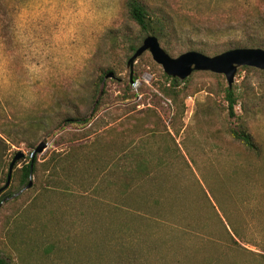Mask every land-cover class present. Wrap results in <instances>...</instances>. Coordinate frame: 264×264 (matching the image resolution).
<instances>
[{
	"label": "rangeland",
	"instance_id": "374dc122",
	"mask_svg": "<svg viewBox=\"0 0 264 264\" xmlns=\"http://www.w3.org/2000/svg\"><path fill=\"white\" fill-rule=\"evenodd\" d=\"M126 1L0 0V133L24 153L17 168L48 142L33 185L2 204L0 252L12 264H264V70L239 67L231 88L194 71L174 87L145 51L131 83V46L154 33ZM141 1L165 17L173 57L264 40V21L252 26L264 0ZM240 122L259 152L231 134ZM67 152L66 172L55 159Z\"/></svg>",
	"mask_w": 264,
	"mask_h": 264
},
{
	"label": "water",
	"instance_id": "95a60500",
	"mask_svg": "<svg viewBox=\"0 0 264 264\" xmlns=\"http://www.w3.org/2000/svg\"><path fill=\"white\" fill-rule=\"evenodd\" d=\"M145 51H149L155 62L160 64L165 73L171 77H177L181 80H185L194 71H212L224 74L230 88L234 83L235 75L239 67L249 66L264 70V48L262 47H236L213 56L207 55L198 50H189L173 57L162 47L158 36L155 34H149L143 39L142 43L128 59L127 64L131 67V80L134 63L136 59ZM113 76L114 72L110 71L105 75V78ZM47 145V140H42L30 153L32 160L36 155L42 153L46 149ZM23 155L24 153L22 152H17L14 155L9 164L7 182L4 187L0 189V192L10 185L14 167ZM32 167L33 163H31L28 183L15 192L11 197L4 198L0 202V207L6 201L19 196L23 191L29 189L33 185Z\"/></svg>",
	"mask_w": 264,
	"mask_h": 264
},
{
	"label": "trees",
	"instance_id": "16d2710c",
	"mask_svg": "<svg viewBox=\"0 0 264 264\" xmlns=\"http://www.w3.org/2000/svg\"><path fill=\"white\" fill-rule=\"evenodd\" d=\"M126 4H127V9L129 11L130 18L140 26L141 30L154 33L158 35V37L161 39L165 38V36L169 32L166 26L165 17H163L157 11L151 12L141 0H127ZM263 21H264V16L257 17V19L253 21L252 26L256 29H259V27L262 26ZM262 36L263 35H260L259 37H254L253 39H250L247 42V45L251 47H264V40L261 39ZM131 48L133 51L137 49L134 45H132ZM246 68H251V67L249 66L242 67V69H246ZM107 73L104 72L103 74L99 76V84H98L97 91L99 90L100 84L104 83V78ZM138 78L139 77L137 75H133L131 83L135 82ZM169 79L171 80V83H172L170 86L173 85L174 87H177V85L180 83V80L177 77L170 76ZM166 93L169 94L168 92ZM128 98H131V95L125 96V99H128ZM227 99L229 101L228 110H229L230 115L236 116L235 105L238 103V98L235 95L234 90L227 88ZM100 106H101V99L99 101H96L92 117H94L97 111H99ZM64 120L66 122H74V123L76 122L82 126H85L90 122L91 118H86L85 116V117L65 118ZM230 131L235 139L240 140L245 146H247L252 151L259 152V145L256 142L250 130L248 129V127L244 124V122H240L237 128H231ZM55 160L62 166V169H64L66 172L69 170L70 167H72V164H73L72 158L68 152L60 159L57 158ZM36 162H37V155L34 157L33 160H32V157L30 156V161L26 165L20 168H17V164H16V166L14 167L13 173H12L11 183L8 187L3 189V192L0 196V202L2 201V199H4L5 196L9 195L10 193H15L18 190H20L21 185L23 184L26 185L28 183L31 163H33L32 170L34 173L37 169ZM56 166L57 165H55L54 167L57 168ZM8 172L9 170L5 172L4 181H3L4 184L0 186V189L4 187V185L7 182ZM16 181H18L19 186L15 191H13V186ZM17 197L11 200H15ZM1 208H2V205L0 209ZM0 264H12V263L7 257H4L2 253L0 252Z\"/></svg>",
	"mask_w": 264,
	"mask_h": 264
},
{
	"label": "crops",
	"instance_id": "0c3cea01",
	"mask_svg": "<svg viewBox=\"0 0 264 264\" xmlns=\"http://www.w3.org/2000/svg\"><path fill=\"white\" fill-rule=\"evenodd\" d=\"M7 156L12 158V141L0 133V173H2V162L5 161Z\"/></svg>",
	"mask_w": 264,
	"mask_h": 264
},
{
	"label": "flooded vegetation",
	"instance_id": "af4514ba",
	"mask_svg": "<svg viewBox=\"0 0 264 264\" xmlns=\"http://www.w3.org/2000/svg\"><path fill=\"white\" fill-rule=\"evenodd\" d=\"M15 154H16V153H15ZM15 154H14V155H15ZM14 155L12 156L11 160L13 159ZM11 160L9 161V164H10ZM16 164H17V163H16ZM8 170H9V167H8ZM2 192H3V190L0 192V196H1ZM13 194H14V193H10L9 195L5 196L4 198H6V197H11ZM2 200H3V199H2Z\"/></svg>",
	"mask_w": 264,
	"mask_h": 264
}]
</instances>
